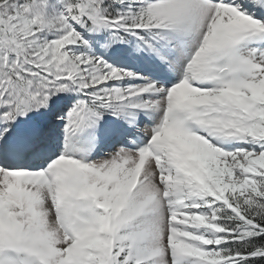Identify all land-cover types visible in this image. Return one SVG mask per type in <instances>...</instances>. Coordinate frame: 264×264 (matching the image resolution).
<instances>
[{
  "label": "snow or ice",
  "instance_id": "6c2138e0",
  "mask_svg": "<svg viewBox=\"0 0 264 264\" xmlns=\"http://www.w3.org/2000/svg\"><path fill=\"white\" fill-rule=\"evenodd\" d=\"M0 264H264V0H0Z\"/></svg>",
  "mask_w": 264,
  "mask_h": 264
}]
</instances>
